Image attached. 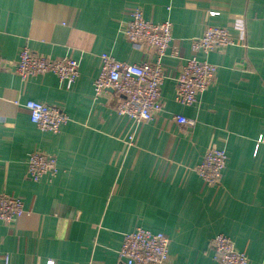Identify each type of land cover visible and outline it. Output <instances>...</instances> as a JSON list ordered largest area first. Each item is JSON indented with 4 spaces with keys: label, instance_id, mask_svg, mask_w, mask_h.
Listing matches in <instances>:
<instances>
[{
    "label": "crops",
    "instance_id": "obj_1",
    "mask_svg": "<svg viewBox=\"0 0 264 264\" xmlns=\"http://www.w3.org/2000/svg\"><path fill=\"white\" fill-rule=\"evenodd\" d=\"M141 7L146 18L170 20L180 57H163L164 108L136 123L116 110L112 88L95 97L100 54L154 62L156 49L127 40L120 23ZM215 11V15H210ZM245 18L246 46L208 54L190 40L209 24ZM73 57L71 86L52 73L23 80L20 51ZM0 194L21 196L25 212L0 220V264H127L119 258L124 232L142 226L170 239L168 264H218L212 238L230 236L249 264H264V0H0ZM217 65L198 103L175 101L187 58ZM61 107L70 120L57 133L39 129L25 104ZM196 120L182 126L175 115ZM224 148L221 182L206 185L193 167L208 148ZM56 157L59 171L33 181L29 153Z\"/></svg>",
    "mask_w": 264,
    "mask_h": 264
},
{
    "label": "built area",
    "instance_id": "obj_2",
    "mask_svg": "<svg viewBox=\"0 0 264 264\" xmlns=\"http://www.w3.org/2000/svg\"><path fill=\"white\" fill-rule=\"evenodd\" d=\"M127 18L122 19L120 28L125 38L135 46H152L156 49V60H143L130 63L119 60L113 55L100 54V72L94 80L95 97H99L107 88L116 90L123 96L116 104L120 114L127 115L136 123L155 119L163 110L162 86L166 78V68L163 57H180L179 47L172 45L173 25L170 20L153 21L145 17L141 7L125 12ZM215 15V11H210ZM247 26L245 18L236 16L229 25L209 24L203 34L190 40L195 52L205 54L221 50L227 46L238 44L246 46ZM8 65V61L0 55V67ZM79 61L73 57L51 58L38 54L25 46L16 61V72L23 80L33 75H44L52 72L59 77L60 82L71 86L79 75ZM217 65L207 59L193 55L187 58L181 66L177 77V87L174 95L176 102L183 105H193L199 102L200 95L205 92L215 80ZM31 121L41 130L57 133L65 125L70 116L59 106L30 99L25 104ZM178 124L188 127L196 122L194 118L175 115ZM228 154L224 148L211 147L205 152L201 162L193 170L201 176L206 185H217L221 182L223 171L227 166ZM59 166L55 156L47 152L34 150L29 153L27 161V176L33 181H39L47 174L55 175ZM25 212L21 196L0 194V220L7 223L15 222ZM170 237L162 231L138 226L134 230L124 232L119 258L127 264H168ZM215 258L218 264H249L250 260L244 251L237 248L235 240L219 233L212 238ZM2 264H9L7 255ZM49 264H54L50 261ZM95 264V263H94Z\"/></svg>",
    "mask_w": 264,
    "mask_h": 264
}]
</instances>
